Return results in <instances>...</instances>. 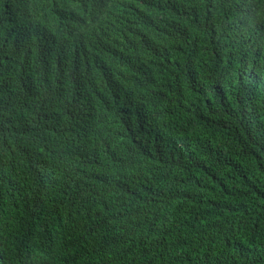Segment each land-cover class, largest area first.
Returning <instances> with one entry per match:
<instances>
[{"label":"trees","instance_id":"1","mask_svg":"<svg viewBox=\"0 0 264 264\" xmlns=\"http://www.w3.org/2000/svg\"><path fill=\"white\" fill-rule=\"evenodd\" d=\"M0 264H264V0H0Z\"/></svg>","mask_w":264,"mask_h":264}]
</instances>
